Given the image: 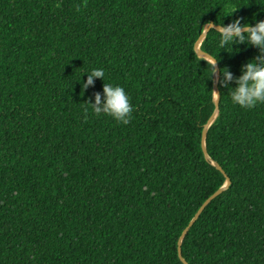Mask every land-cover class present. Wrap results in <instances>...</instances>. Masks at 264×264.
<instances>
[{"label":"trees","instance_id":"16d2710c","mask_svg":"<svg viewBox=\"0 0 264 264\" xmlns=\"http://www.w3.org/2000/svg\"><path fill=\"white\" fill-rule=\"evenodd\" d=\"M261 9L0 0V264H183L178 243L186 264H264V104L241 109L217 83L258 50L219 47L213 28L199 45L218 68L207 158L215 74L194 50L206 24L251 25ZM92 68L104 80L83 91ZM103 82L128 95L127 125L86 104Z\"/></svg>","mask_w":264,"mask_h":264},{"label":"clouds","instance_id":"9594fccd","mask_svg":"<svg viewBox=\"0 0 264 264\" xmlns=\"http://www.w3.org/2000/svg\"><path fill=\"white\" fill-rule=\"evenodd\" d=\"M207 27L213 28L211 23ZM214 29L218 32L219 47L244 44L245 48L258 50L256 57L241 65L236 77H233L227 68H221L217 81L219 87L227 89L231 103L241 109H251L258 104H264V20L250 25L247 22L241 24L238 18L226 26L219 24ZM205 63L208 65L210 77L216 72V60H205ZM85 74L87 78L81 83L83 91L92 86L94 78L103 81L105 75L102 68H92ZM86 104L95 115L103 114L124 125L129 123L132 106L128 95L119 85L103 82L102 93H95Z\"/></svg>","mask_w":264,"mask_h":264},{"label":"water","instance_id":"95a60500","mask_svg":"<svg viewBox=\"0 0 264 264\" xmlns=\"http://www.w3.org/2000/svg\"><path fill=\"white\" fill-rule=\"evenodd\" d=\"M208 24H206L203 28L202 33L199 35L197 41L195 42L194 45V50L197 54L198 57L204 59V60H212L213 58L210 57L208 54L202 52L199 50V45L201 44V42L204 40L205 34L206 32L211 29L209 27H207ZM213 29L216 27V25L212 24ZM215 68H216V72L215 77H214V81H213V91H215L216 93H214V98H215V111L213 112V114L211 115V117L208 119L207 123L205 124L202 133H201V148H202V152L205 158H207V154H206V150H205V144H204V140H205V133H206V129L208 128V126L213 122V120L215 119V117L217 116V105H218V98H219V94H218V90L216 87V78H217V63H215ZM218 169H220L219 167H217ZM229 179L226 178L225 180V184L220 187L218 190H216L214 193H212L210 196H208L202 203L201 205L198 207V209L196 210L194 216L192 217V219L188 222V224L186 225V227L183 229L180 239L183 238V236L188 232V230L191 228V226L194 224V222L196 221V219L199 217V215L201 214V212L203 211V209L213 200L215 199L228 185H229ZM177 255L179 260L183 263L186 264L185 260L181 257V252H180V248H179V243H178V247H177Z\"/></svg>","mask_w":264,"mask_h":264}]
</instances>
